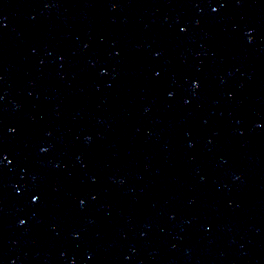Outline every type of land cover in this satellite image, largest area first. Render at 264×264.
<instances>
[{
    "label": "water",
    "instance_id": "water-1",
    "mask_svg": "<svg viewBox=\"0 0 264 264\" xmlns=\"http://www.w3.org/2000/svg\"><path fill=\"white\" fill-rule=\"evenodd\" d=\"M0 264H264V0H0Z\"/></svg>",
    "mask_w": 264,
    "mask_h": 264
}]
</instances>
